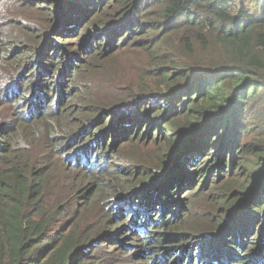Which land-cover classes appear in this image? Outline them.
Returning <instances> with one entry per match:
<instances>
[{"label":"trees","instance_id":"obj_1","mask_svg":"<svg viewBox=\"0 0 264 264\" xmlns=\"http://www.w3.org/2000/svg\"><path fill=\"white\" fill-rule=\"evenodd\" d=\"M247 1L0 0V264H264Z\"/></svg>","mask_w":264,"mask_h":264},{"label":"rangeland","instance_id":"obj_2","mask_svg":"<svg viewBox=\"0 0 264 264\" xmlns=\"http://www.w3.org/2000/svg\"><path fill=\"white\" fill-rule=\"evenodd\" d=\"M261 1L262 0H248L247 2H248V5H249V9L252 10V11H256V9L259 6L258 2H261ZM117 62L119 63L120 60L117 61ZM177 210H178V213L183 211V204L182 203H180L178 205ZM261 223H264V216H263V218H261ZM228 233L231 234L230 229H228ZM250 234H251V231L248 229V235H250ZM257 236H258V238H257V241H256V245H257V249H258L257 251H259L260 249H263V246H264V229H262V231H259ZM230 246L234 247V245L232 243L230 244ZM111 254H112L113 257H116L117 255H120L119 253L114 252V251ZM233 254L237 255L238 253H237V251H234V250L232 251V248H231L229 250H226V258H225V256L221 257V258H218V256H216L215 258H212V259H215L217 264H236L234 262V260L231 259L233 257ZM183 257L190 258L191 256H189L187 254L186 255H184V254L183 255H176V259L177 260L180 259L178 262H183L182 261ZM141 259L142 258H140V257L128 256V260H125L122 263L123 264H139V262H142ZM226 259L227 260L231 259V262H228ZM205 264H207V263H205Z\"/></svg>","mask_w":264,"mask_h":264}]
</instances>
